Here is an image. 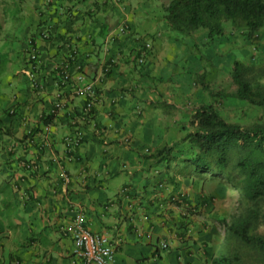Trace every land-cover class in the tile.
<instances>
[{
  "label": "crops",
  "instance_id": "obj_1",
  "mask_svg": "<svg viewBox=\"0 0 264 264\" xmlns=\"http://www.w3.org/2000/svg\"><path fill=\"white\" fill-rule=\"evenodd\" d=\"M54 1L13 10L26 22L35 16L36 22L14 39L8 58L12 69L0 78V264H73L74 240L65 228L78 213L91 232L110 238L113 264H204L211 244L202 203L198 210L188 202L186 179L172 183L166 167L148 158L172 143L170 124L151 114L167 102L159 96L167 95L166 81L179 72L178 61L189 57L180 49L196 43L174 39L164 20L170 0ZM71 13L81 18L75 29L88 55L84 74L98 94L94 122L80 126L82 138L74 149L65 142L76 129L69 118L82 110L85 98L73 93L74 80L62 90L65 110L55 111L57 80L50 72L59 59L40 34L46 24L62 27ZM0 16L2 25L8 22L6 11ZM104 26L110 32L101 41L96 33ZM121 26L124 33L118 32ZM8 35L0 33V40L6 42ZM31 39L43 53L48 75L44 80L39 75L37 86L28 74ZM146 42L152 50L139 64ZM169 59L177 61L160 71ZM5 61L0 59V74ZM48 114L54 118L44 124ZM189 116L177 119L187 122ZM192 211L203 217L191 216Z\"/></svg>",
  "mask_w": 264,
  "mask_h": 264
},
{
  "label": "trees",
  "instance_id": "obj_2",
  "mask_svg": "<svg viewBox=\"0 0 264 264\" xmlns=\"http://www.w3.org/2000/svg\"><path fill=\"white\" fill-rule=\"evenodd\" d=\"M54 2L57 3V0ZM164 10V20L169 30L181 37L201 29L206 32L209 42H215L226 36V24L241 28L244 39L250 41L256 34L259 39L264 31V0H170ZM75 14L67 15L62 27H57L55 23L46 24V29L40 32L46 34L42 38L44 44L52 46L53 54L59 59L57 67L50 72L52 81H62L65 73L84 74L88 55L80 48L83 36L75 27L81 18ZM87 16L92 17L88 13ZM109 32L110 29L104 26L96 36L102 41ZM34 37L38 38L37 35ZM31 41L29 59L35 53L32 64L37 65V72L42 74L44 80L48 75L43 53L37 48L36 41ZM30 64L28 62V69L31 68ZM199 76L204 78L203 73ZM231 77L237 87L232 98L264 110V86L246 78L242 61L233 62ZM72 81L70 79L65 86ZM76 113L69 118L71 123L83 116L82 110ZM53 118V114H48L43 117V123H51ZM186 128L182 138L155 149L148 158L166 167L172 183L180 177L190 182L198 180L205 185L216 184L224 193L228 188L236 190L242 206L241 212L229 223L224 217L215 218L224 224L229 240L236 241L239 248L221 250L204 264H264V233L258 232L264 227V116L245 126L231 120L214 104L201 102L191 109ZM186 200L190 201L189 198ZM210 202L211 198L200 201L203 206ZM241 247L249 250L246 256L239 251Z\"/></svg>",
  "mask_w": 264,
  "mask_h": 264
},
{
  "label": "rangeland",
  "instance_id": "obj_3",
  "mask_svg": "<svg viewBox=\"0 0 264 264\" xmlns=\"http://www.w3.org/2000/svg\"><path fill=\"white\" fill-rule=\"evenodd\" d=\"M37 4L41 7V0H0V15L2 11H6L8 14V22L2 25L3 22L0 21V26L2 25L0 33L3 36L9 34L6 37V42L3 41L4 39L0 40V59L6 60L3 64L5 71L0 74V78L3 75H9L12 69L10 63H8V58L11 56L9 55L11 49L17 45L15 42L13 43L14 39L16 37L18 39L21 33L26 34L24 30L27 24L33 25L36 22L35 16L29 17L30 19L26 22L25 17H21L19 10H13L16 7H18L17 9L22 7L26 11L27 8L30 10L37 9ZM22 19L23 21H21ZM225 29L227 31L226 36L217 39L215 42H209L206 38V32L201 29L186 37L175 35L178 37L177 40L194 41L197 47L194 48V46L188 45L183 49H174V51L178 49L183 52L186 51L189 57L186 56V59L178 61L175 69L179 72H176L171 81H166L170 86V88H166L167 95L159 96V99H167V102L160 104L151 114H154L155 118L160 114L159 121L170 124L168 132L171 135L172 143L182 138L187 130V122L184 121L186 119L180 123L177 117L186 113L190 114L191 109L201 102L214 104L231 120L240 122L245 126L259 121L264 116V110L255 108L248 103L238 102L232 98L237 87L231 77L232 64L235 60H239L244 63L246 78L254 84L264 86V31L261 32L258 41L253 39L251 42L244 39L241 28H232L230 24H226ZM4 48H8V55L6 56L2 54ZM193 51L194 54H192ZM172 61H177V59L162 61V65H167V67L160 71H167L170 64L173 63ZM201 73L204 74L203 79L199 76ZM6 90H10L8 86H6ZM178 106H181V108ZM184 187L190 202L195 207L197 206L198 210L200 209L201 199L211 198V202L203 206L204 228L207 231L206 240L211 244L207 248V251H209L208 259L212 258L214 251H217V253L221 250L232 251L233 248L238 246V243L229 240L224 224L217 222L215 216L224 217L226 223H229L241 212L242 206L238 202V192L228 188L224 193L216 184L205 185L198 180L194 182L186 181ZM200 213L202 212L192 211L191 216L199 215L202 218L203 215ZM212 213L213 216H209ZM258 232L264 233V227H261ZM239 251L246 256V251L249 250L241 247Z\"/></svg>",
  "mask_w": 264,
  "mask_h": 264
},
{
  "label": "built area",
  "instance_id": "obj_4",
  "mask_svg": "<svg viewBox=\"0 0 264 264\" xmlns=\"http://www.w3.org/2000/svg\"><path fill=\"white\" fill-rule=\"evenodd\" d=\"M126 31L125 26H121L118 30L119 33H124ZM43 37H46V34H43ZM253 38L255 41H258V34ZM152 50V44L146 42L144 46L143 53L138 57V63L142 64L145 62V57L147 51ZM31 68L28 69V74L30 79L38 85L37 78L39 74L37 72V65L32 64L35 60V53L31 54ZM76 80L77 84L73 85V93L75 96L85 98V104L82 108L83 116L77 117L72 120V126L74 125L75 132L72 136H69L65 139V142L68 146H71L72 149L79 145L82 138V126L83 124H89L94 122V107L98 102V94L95 90L93 82H89L86 79L85 74L76 73L74 77L73 74L65 73L62 76V81H56L57 86V101L55 103L56 111H62L66 108V101L63 97V88L69 80ZM72 81V82H73ZM71 82V83H72ZM46 133L50 132V126L46 125L44 127ZM129 139H127L128 141ZM68 181L69 178H66ZM174 200H179L178 198ZM69 233H71L74 240V257L75 260L73 264H113L115 261V248L111 244L110 238L107 235L93 233L91 232L85 224V216L83 213H78L76 217L71 221V223L65 228ZM161 247L166 249L168 244L166 242L161 243Z\"/></svg>",
  "mask_w": 264,
  "mask_h": 264
},
{
  "label": "clouds",
  "instance_id": "obj_5",
  "mask_svg": "<svg viewBox=\"0 0 264 264\" xmlns=\"http://www.w3.org/2000/svg\"><path fill=\"white\" fill-rule=\"evenodd\" d=\"M252 41H253V39H252ZM252 41H251V42H252ZM137 62H138V58H137ZM142 64H143V63H142Z\"/></svg>",
  "mask_w": 264,
  "mask_h": 264
}]
</instances>
